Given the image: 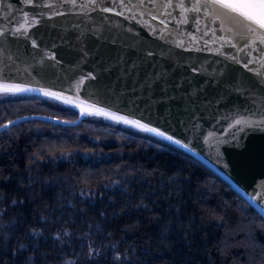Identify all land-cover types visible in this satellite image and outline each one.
<instances>
[{
  "label": "water",
  "instance_id": "water-1",
  "mask_svg": "<svg viewBox=\"0 0 264 264\" xmlns=\"http://www.w3.org/2000/svg\"><path fill=\"white\" fill-rule=\"evenodd\" d=\"M247 23L205 0H0V84L78 110L19 115L0 131L25 119L72 125L95 109L126 116L179 140L264 215V30Z\"/></svg>",
  "mask_w": 264,
  "mask_h": 264
},
{
  "label": "trees",
  "instance_id": "trees-1",
  "mask_svg": "<svg viewBox=\"0 0 264 264\" xmlns=\"http://www.w3.org/2000/svg\"><path fill=\"white\" fill-rule=\"evenodd\" d=\"M33 112L72 118L0 100V124ZM66 260L264 264V215L217 173L143 138L17 121L0 131V264Z\"/></svg>",
  "mask_w": 264,
  "mask_h": 264
},
{
  "label": "snow or ice",
  "instance_id": "snow-or-ice-1",
  "mask_svg": "<svg viewBox=\"0 0 264 264\" xmlns=\"http://www.w3.org/2000/svg\"><path fill=\"white\" fill-rule=\"evenodd\" d=\"M92 3L95 2V0H91ZM24 3L26 5H33L35 3V0H24ZM73 3H75V0H73ZM206 4H211V5H216L219 8L225 10L227 13H232L235 14L236 16L242 18L243 21L248 22L245 27H247L249 32L255 33L256 28L252 27V25L257 26L260 30H264V0H205ZM39 6V5H36ZM46 6H51V5H46ZM181 8H183V3L179 5ZM104 11H110L111 9H103ZM193 11H199V7H194L192 9ZM29 14L24 13L25 17V25L29 24V19H28ZM217 19H220V17H217ZM39 21L35 19L34 17L31 19V25L34 26L37 24ZM21 28L24 29L23 33L24 35L27 34L28 29L24 27V25H21V27H18L15 29L16 33H21ZM231 31V29H229ZM5 30L0 28V37L4 36ZM257 40L259 43L264 44V35L257 36ZM255 41H253V44ZM33 47H37L36 41L32 40ZM252 44L245 45V47H252ZM151 55V53H149ZM54 58V57H51ZM251 63V61H249ZM247 67V64L245 65ZM261 67H264V59L261 60ZM251 70V69H250ZM258 76H264V73L257 72L256 73ZM86 78H91L95 79V77L89 73L88 77ZM79 83H83L81 80ZM0 91L2 92H28V91H35L34 89H29V88H24L19 85H9V84H0ZM44 95L46 96H53L57 99L60 97L56 93L52 92H44ZM83 114V112H82ZM89 114H95V115H102L105 116L111 120H114L116 122H122L124 124H129L132 125L136 128L141 129L142 131L145 132H150V133H155L157 136L163 137L167 139L168 141H171L177 145H180L181 142L179 140H174L172 136L166 135L164 132L159 131L156 128L149 127L146 124L140 123L138 120H131L128 119L126 116H121L117 115L112 112H106L103 109H95L94 111H90ZM11 123V122H10ZM260 123H264V121H260ZM236 125H246V126H251V122L245 121V120H236L235 121ZM3 127L7 128V125H4ZM234 135V134H233ZM15 203V201H13ZM65 235H68L66 232ZM116 259H119V256L116 257ZM65 264H75L74 260H66Z\"/></svg>",
  "mask_w": 264,
  "mask_h": 264
},
{
  "label": "rangeland",
  "instance_id": "rangeland-1",
  "mask_svg": "<svg viewBox=\"0 0 264 264\" xmlns=\"http://www.w3.org/2000/svg\"><path fill=\"white\" fill-rule=\"evenodd\" d=\"M7 98H18V99H27L35 103L41 104L42 106L48 108L51 111L63 113L65 115H70V117H75L78 115V110L73 107L71 104L57 99L53 96H46L42 93L37 92H2L0 91V100ZM90 111H84L82 122L95 125L100 128L105 129H114L120 132L131 134L145 140H148L151 143H154L160 147L170 149L176 153H179L183 156L189 157L190 159L195 160L190 154L185 150L177 146L176 144L157 136L150 132L142 131L139 128H136L129 124H124L122 122H116L102 115L89 114ZM68 153H61L59 155H53L50 157V160H55L60 157H65ZM85 154V153H84ZM196 161V160H195Z\"/></svg>",
  "mask_w": 264,
  "mask_h": 264
}]
</instances>
